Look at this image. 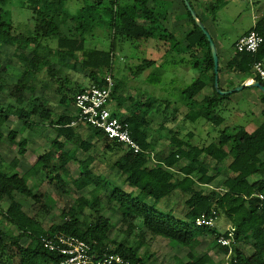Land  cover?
<instances>
[{
	"label": "trees",
	"instance_id": "1",
	"mask_svg": "<svg viewBox=\"0 0 264 264\" xmlns=\"http://www.w3.org/2000/svg\"><path fill=\"white\" fill-rule=\"evenodd\" d=\"M12 1L0 0V51L8 46L14 47L13 57L21 64L26 62V66L13 89L5 94V85L1 80L5 79L8 67L2 68L0 62V124L9 121L12 115L8 110H11L27 132L34 129L36 124L33 118L38 116L48 121L57 133L51 149L38 157L31 172L34 175L47 173L51 183L62 186L67 192L68 182H75V179L71 178L69 164L59 158L66 143L74 144L76 152L83 150L88 153L100 141L104 144L105 154L112 160L111 169L116 170L122 179L121 184L139 191V194L135 196L134 191L126 192L120 185L104 179L103 191L98 189L88 198H78L68 211L63 212V223L45 228L39 217L25 212L17 200V195H23L36 203H44L43 196L34 193L29 179L19 171L9 169L0 157V264H59L60 256L46 250L41 242L42 237L56 234L76 236L93 245L95 250L120 254L131 264H145V255L139 252L136 245L129 244L126 239L117 243L109 237L114 225L104 215L106 196L109 202L122 210L123 221L139 219L143 230L154 240L162 238L178 247L188 248L195 244L199 236H211L225 258L232 250L228 264H264V201L259 198L260 194H264V121L254 131L244 126L222 128L226 120L221 111L230 95L222 96L218 92L233 89L250 79L260 82L264 87L253 70L255 63L264 60V42L258 53L250 54L238 52L235 41L225 69L219 67L217 89L210 43L186 7L191 26L187 35V48L196 53L201 50L203 57L191 63L193 68L200 70L201 76L182 91L187 103V112L183 113L182 118L193 124L203 120L217 130V136L211 142L194 145V131L188 130L182 135L180 131L170 129L168 138L171 150L168 155L161 156L155 153L154 141L149 132L151 123L148 116L154 110L153 104L132 101L122 112V107L131 99H118L113 114L118 116L119 112L122 113L120 117L129 123L131 136L142 150L135 153L125 144L109 139L103 131L90 126H86L89 134L84 138L79 128L85 125L72 126V123L78 120L76 96L92 85L105 87L102 78L107 75L113 77V59L120 40L159 39L168 42L176 39L160 24L158 16L153 13L149 17L148 0H134L133 3L123 0H79L82 5L76 14L66 9L68 0H22L32 11L42 38L38 34L22 36L15 32L8 10ZM189 2L205 25L199 10L216 22L218 12L228 1ZM258 3L259 0L255 2ZM138 20L149 23L141 24ZM97 28L109 30L110 50L87 48V36H93ZM252 30L264 38V15L237 40ZM31 45L34 49H30ZM47 63L51 64L50 82L54 84L55 93L65 108L57 120L53 119V112L47 109L45 101L37 98L31 88ZM147 63L151 65L153 61ZM79 65L89 72L90 86L79 83L70 74L62 76L59 73L62 69L77 72ZM209 73H212V77H209ZM221 75L228 77L231 83L228 87H223ZM236 77L243 80L238 82ZM208 87L213 92L202 96ZM256 89L264 104L263 92ZM262 115L264 117V110ZM19 136L20 133L13 130L5 136L0 129V143L6 139L11 145L18 146V154L24 156L28 150V140L21 138L18 141ZM95 160L94 156L89 155L79 161L82 177L94 184L100 179L92 170ZM223 174L224 180L214 187L213 184ZM253 176L258 178L252 181ZM177 191L185 198L183 217L177 216L173 210H159L156 205L143 199L145 196L158 204L171 198ZM4 202L8 203L5 209L2 207ZM43 207L50 212L48 205L44 203ZM214 211L217 219L225 218V222L235 230L231 249L218 243V238L223 234L218 227L196 225L198 218L212 217ZM6 227H14L17 233L10 232ZM130 227H133L131 223ZM224 236L228 237V233H224ZM24 239H29L27 245L23 244ZM245 246H250L252 253ZM175 260L174 264H214L208 253L192 260Z\"/></svg>",
	"mask_w": 264,
	"mask_h": 264
},
{
	"label": "rangeland",
	"instance_id": "2",
	"mask_svg": "<svg viewBox=\"0 0 264 264\" xmlns=\"http://www.w3.org/2000/svg\"><path fill=\"white\" fill-rule=\"evenodd\" d=\"M123 1L126 3L134 2V0ZM227 1L224 8L218 12L216 22L206 23V29L212 36L214 43H219V46L223 47L222 52L225 53V57L230 58L233 53L232 46L237 37L248 31L258 18L264 15V0H259L260 3L258 4H255L258 0ZM81 5L82 3L79 0H68L66 9L70 13L76 14ZM169 9L168 5L167 10ZM8 10L10 11L17 34H21L22 36L38 34L42 38L41 30L33 18L32 11L23 4L22 0H13L8 6ZM168 24L170 25L171 22H168ZM190 30L191 26L189 29L182 27L181 30L178 29L176 31L178 45H176V41L172 40L168 42L159 39L120 40L113 59L111 73L115 80V88L113 90L115 92L113 94L114 98L110 103L111 111H115L118 99H131L127 100L124 107H129L132 101L137 104L152 103L154 110L148 116L151 123L149 132L154 141L155 153L161 156L168 155L171 150L168 138L170 129L180 131L182 135L188 130L194 131L196 133L195 138L192 140L194 145H203L211 142L217 136V130L215 131L212 126L207 125L203 120L193 124L184 121L182 118L183 112L187 107L186 100L182 96V91L201 76L200 70L193 68L191 62L195 59H201V57H194L197 53L187 49L186 54L181 56H188L180 62V58H175L177 53L172 49L176 50V48H179L181 50L188 45L185 36ZM108 34L109 30L107 28H97L93 36H87V48L104 51L110 50L111 40ZM156 45H158L159 50L156 49ZM30 49H34V46L31 45ZM14 51L15 48L12 46L3 48L0 51L1 65H7L8 67L7 74L9 76L7 75V79L9 90L17 83L19 76L26 66V62L21 64L13 57ZM150 61H153L151 65L147 63ZM69 62L72 61L69 60ZM224 66L225 61L222 57L220 58L219 67L223 69ZM78 67L79 70L77 72L62 69L59 73L62 76L70 74L74 80L90 86L89 72L84 71L80 65ZM50 70L51 64L47 63L31 85L35 90V96L36 94H40V86L37 83L44 86L41 89L44 91L45 105L47 109L53 112V119L57 120L58 115L65 108L59 102L60 98L55 94L54 84L50 82ZM232 77L235 79L234 75ZM240 80H243V78H237L238 82ZM221 81L223 87H228L231 84L228 77L224 75H221ZM205 91L202 92V96L205 95ZM249 96L255 97V101L258 99V105L261 109L262 104H259L260 93L256 88H247L230 94V98L225 102L221 111V115L226 120L222 128L229 127L232 129L236 126L250 128V121L254 120L251 114L246 111L241 116L239 113L245 110L244 107H250ZM71 111L73 110L71 109ZM8 112L12 116L9 121L0 124V129L5 136L12 130L19 132L20 139L18 141L21 138H27L28 150L24 156H20L18 154V146H13L6 139H3L0 143V157L9 169L19 171L21 175L29 179L30 187L34 193L43 196V202L51 209L50 212H47V209L43 207L44 203H36L31 198L23 195H17V200L22 204L25 212L31 216L37 215L45 228H48L52 224L63 223V212L68 211L78 198H88L98 189L99 191H103L105 189L104 179L120 185L126 192L134 191L133 194L135 196L139 194V191L132 189L128 185L123 186L121 184L122 179L116 170L111 169L112 160L105 154L104 144L100 141L96 142L95 148L88 153L83 150L76 152L74 144L66 143L64 151L59 154V158L69 164L71 178L75 179V182H68L66 187L67 192H64L65 189L62 186L51 183L47 173L41 172L38 175H34L31 172L33 164L40 155L51 149V143L57 138V133L48 121H44L38 116L33 118L36 124L34 129L27 132L23 123L13 115V111L8 110ZM121 114L119 112L118 116L122 117ZM261 122L262 120L255 121V127H258ZM79 131L84 138H87L89 130L86 126L79 128ZM89 155L96 158L92 166L94 174L100 177L96 184L82 177L79 169V161L85 160ZM214 172L212 171V173ZM224 178L225 174L213 186L217 187ZM257 178L258 176H253L251 180L254 181ZM143 199L151 205H156L159 210H173L177 216L183 217L185 198L180 192H176L173 198L164 199L158 204L151 198L144 196ZM104 203L106 204L104 215L114 225V228L109 233V237L117 243L126 239L129 244L136 245L140 250L139 252L145 255V264H174L176 258L187 261L195 257H201L205 253H208L214 264H222L223 262L228 264V259L216 247V242L211 236H199L195 244L188 248L178 247L174 243L162 238L154 240L150 234L143 230L139 219L123 221L122 210L117 209L114 203L109 202L107 196L104 199ZM7 204V202H4L2 207L5 209ZM130 223L133 227H130ZM228 225L225 222V218L217 220V227L220 230H225ZM6 229L17 233L14 227L10 229L6 227ZM28 243L29 239L23 240L24 245ZM245 249L249 253H252L250 246H245Z\"/></svg>",
	"mask_w": 264,
	"mask_h": 264
},
{
	"label": "built area",
	"instance_id": "3",
	"mask_svg": "<svg viewBox=\"0 0 264 264\" xmlns=\"http://www.w3.org/2000/svg\"><path fill=\"white\" fill-rule=\"evenodd\" d=\"M263 42V36L252 30L236 42L235 48L238 52L256 54ZM253 70L264 83V60L255 63ZM102 79L105 82V87L92 85L76 96L75 107L78 120L74 121L72 126H78L83 123L85 126L101 130L109 139L117 140L135 153H140L142 151L141 147L132 138L129 123L125 119L115 116L111 111L110 103L115 88L114 78L111 75H107ZM250 80L251 82L255 81L253 79ZM259 198L264 201V194H260ZM213 214L214 216L212 217L202 216L198 218L196 225L217 227L216 212L214 211ZM234 231L231 225H228L225 230H221L223 234L218 238V243L231 249L234 241ZM226 232L228 237L224 236ZM41 242L46 250L60 256L59 264H131L122 255L95 250L93 245L76 236L56 234L42 237ZM231 253L232 250L226 257L228 261Z\"/></svg>",
	"mask_w": 264,
	"mask_h": 264
},
{
	"label": "crops",
	"instance_id": "4",
	"mask_svg": "<svg viewBox=\"0 0 264 264\" xmlns=\"http://www.w3.org/2000/svg\"><path fill=\"white\" fill-rule=\"evenodd\" d=\"M168 5L170 7L169 10H167V6ZM148 7H149L148 8L149 9V13H148L149 17H152L153 16V13L156 16H158L161 19L160 24L162 26H164L168 30V32L172 33V35L175 36L176 39H174L172 41H176V45H178L179 43L177 41V37H176V34H175L176 31L178 29L181 30L182 27H187L188 29L190 27V23H189L188 17H187V9H186V6L183 3V0H148ZM199 12L201 13V15L203 16V18L205 20V27H206V23L212 22V21L209 18H207L205 15H203V13H202L201 10H199ZM138 21H139V23L145 24V25H147L149 23L148 21H145V20H138ZM168 22H171V24L169 25ZM166 25L167 26L169 25V26L167 27ZM187 35L188 34H186V36H185L186 39H187ZM235 41L237 42L238 40L236 39ZM187 42H188V40H187ZM187 46L184 49H181V50L179 48H176V50L172 49L174 52L177 53L176 54L177 56L175 58H180V62H182L183 60H185V58L188 56V55H186V57H182L181 56L183 54H186V50L188 49ZM216 47H217L218 54H219V64H220V58L223 57L224 58V61H225V66H226L227 62L230 60L231 57L230 58L225 57V53L222 52L223 47L221 45L219 46V43L216 44ZM156 49L159 50L158 45H156ZM167 56H168V53H167ZM196 56L197 57L200 56L202 58L203 57V52L201 50H198ZM188 64L190 65L189 61H188ZM225 66L223 67L222 70L225 69ZM3 67H5V66H2V68ZM7 70H8V68H7ZM7 75L8 74H7V71H6V73H5V79H2L1 80L2 83H4V85H5V88H4V93L5 94H8L13 89V87L15 85L14 84L13 87H12V89L9 90L10 88H9V84H8ZM209 77H212V73H209ZM247 81H249V80H247ZM37 84H38V86H40V88H39L40 89V94H36V97L42 99V101L44 102L45 101L44 91L41 89L44 86L41 85V84H39V83H37ZM32 89H33V87H32ZM39 89H38V91H39ZM205 90H206L205 91V95H210L213 92V89L211 87H208ZM34 94H35V90H34ZM254 99H255V97H250L249 96L248 97V101L250 102V107H244L245 110H242V111L239 112L240 115L242 116V114L246 113V111H247L249 114H251L252 118L254 119V120H251L250 121V124H249V126L251 125L250 128L248 129L246 127L250 131H254L257 128V127H255V121H261V120H262V122L264 121V117L262 115V112L264 110V107H263L264 104L259 99V104H262L261 105L262 107L260 109V106L258 105V99H256V101ZM110 108H111V106H110ZM126 109H127V107H124L123 106L121 111L122 112H125ZM74 110H75V108H74ZM185 112H187V107L185 108V110H184L183 113H185ZM175 193H174V195H175ZM174 195L171 198H173Z\"/></svg>",
	"mask_w": 264,
	"mask_h": 264
},
{
	"label": "water",
	"instance_id": "5",
	"mask_svg": "<svg viewBox=\"0 0 264 264\" xmlns=\"http://www.w3.org/2000/svg\"><path fill=\"white\" fill-rule=\"evenodd\" d=\"M185 3V6L187 7L188 11L192 14V17L194 18V20L197 22L198 26L201 28V30L204 32V34L206 35L209 43H210V48L212 51V56L214 59V71L216 73V79H215V87L218 89L219 88V56H218V50L216 47V44L214 43V40L212 39V36L210 35V33L208 32V30L206 29L204 23H202L199 18L197 13L194 11L191 3L189 2V0H183ZM245 88H258L260 89L263 94H264V87L262 86V84L260 82L257 81H253L251 83L249 82H244L242 83L240 86H237L234 89L228 90V91H222V90H218L219 94L222 96H226V95H230L233 94L235 92H240L242 90H244Z\"/></svg>",
	"mask_w": 264,
	"mask_h": 264
},
{
	"label": "bare ground",
	"instance_id": "6",
	"mask_svg": "<svg viewBox=\"0 0 264 264\" xmlns=\"http://www.w3.org/2000/svg\"><path fill=\"white\" fill-rule=\"evenodd\" d=\"M249 83H251V82H249Z\"/></svg>",
	"mask_w": 264,
	"mask_h": 264
}]
</instances>
